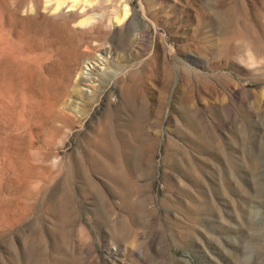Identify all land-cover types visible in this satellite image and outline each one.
Wrapping results in <instances>:
<instances>
[{"label":"rangeland","instance_id":"1","mask_svg":"<svg viewBox=\"0 0 264 264\" xmlns=\"http://www.w3.org/2000/svg\"><path fill=\"white\" fill-rule=\"evenodd\" d=\"M0 264H264V0H0Z\"/></svg>","mask_w":264,"mask_h":264},{"label":"bare ground","instance_id":"2","mask_svg":"<svg viewBox=\"0 0 264 264\" xmlns=\"http://www.w3.org/2000/svg\"><path fill=\"white\" fill-rule=\"evenodd\" d=\"M37 1H38V0H37ZM46 3H47V2H46ZM46 3H45V4H46ZM57 3H58V2H57ZM36 4H37V5H34V7H36V6L38 7V6H40L39 3H36ZM58 4H60V3H58ZM99 4L101 5V2H100ZM44 6H46V5H44ZM44 6H43V7H44ZM49 6H50V5H47V7H49ZM62 6H63V5H62ZM74 6H75V5H73L72 7L74 8ZM37 7H36V9H37ZM60 7H61V6H60ZM72 7H71V8H72ZM75 7H76V6H75ZM98 7L100 8V6H98ZM40 8H41V7H40ZM52 8L55 9V6L53 7V5H52ZM62 8H63V7H62ZM71 8H70V9H71ZM78 8H80V7H78ZM102 8H103V7H102ZM102 8H101V9H102ZM47 9H48V8H47ZM47 9H46V11H47ZM50 9H51V8H50ZM50 9H49V10H50ZM57 9H58V8H57ZM83 9H84V8H83ZM41 10H42V11H41ZM41 10H40V11L43 13L44 9H41ZM73 10H74V9H73ZM76 10H77V9H76ZM79 10H81V8L78 9V12H79ZM51 11H52V10H51ZM86 11H87V10H86ZM47 12H48V11H47ZM49 12H50V11H49ZM54 12H55V11H54ZM61 12H62V11H61ZM38 13H39V12H38ZM57 13H58V12H57ZM59 13H60V10H59ZM59 13H58V14H59ZM62 13H63V12H62ZM62 13H61V14H62ZM79 13H80V12H79ZM81 13H82V12H81ZM45 14H46V13H45ZM45 14L43 13V15H45ZM82 14H83V13H82ZM82 14H81V15H82ZM47 15H50V16L52 15L51 17H54V16H53L54 13L51 14V12H50V14L48 13ZM96 18H97V17H96ZM95 23H96V22H95ZM96 29H97V28H96ZM90 49H92V48H90ZM98 49H99V48H98ZM103 49H104V48H103ZM95 50H97V49H95ZM92 51H93V50H92ZM103 52H104V51H103ZM74 54H75V53H74ZM98 54H99V53H98ZM97 56H98V55H97ZM98 59H99V58H98ZM92 62H93V61H92ZM87 63H88V62H87ZM77 65H79V64H77ZM80 66H81V65H80ZM86 67H87V66H86ZM89 67H90V66H89ZM81 69H82V66H81ZM89 69H90V68H89ZM76 70H77V67H76ZM79 70H80V69H79ZM80 71H82V70H80ZM80 71H79V72H80ZM74 72H75V71H74ZM82 72H83V71H82ZM80 73H81V72H80ZM80 73H79V74H80ZM72 75H73V74H72ZM87 75H89V74H87ZM81 76H82V74H81ZM71 78H72V77H71ZM75 78H76V77H75ZM75 78H74V79H75ZM85 78L89 79L90 77L88 78L87 76H85ZM79 79H80V78H79ZM81 81H82V80H81ZM81 81H80V82H81ZM82 83H84V82H82Z\"/></svg>","mask_w":264,"mask_h":264}]
</instances>
